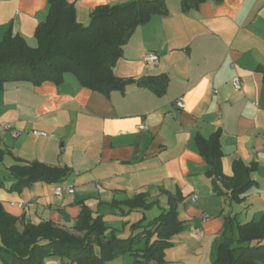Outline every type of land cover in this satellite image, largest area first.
I'll return each instance as SVG.
<instances>
[{"label": "crops", "instance_id": "crops-1", "mask_svg": "<svg viewBox=\"0 0 264 264\" xmlns=\"http://www.w3.org/2000/svg\"><path fill=\"white\" fill-rule=\"evenodd\" d=\"M73 1L78 22L86 25L96 6L130 0ZM167 8L166 15L136 29L114 66L122 78L166 75L162 94L133 82L105 95L82 86L72 73L60 84L7 82L0 89V201L20 229L50 220L72 230L86 205L126 237L133 223L160 212L159 206L130 209L128 199L144 193L147 202L166 206L163 190L180 191L179 218L187 227L175 241L194 249L195 264H211L226 216L257 221L264 215V0H200L187 11L182 0H167ZM48 11L49 0H0V42L11 29L37 46L35 29ZM149 52L159 54L158 64L144 61ZM180 97L183 108L176 105ZM143 122L148 128L138 130ZM14 130L21 134L14 136ZM217 130L226 177L235 175L236 162L256 167L254 184L239 200L232 199L231 184L219 182L223 191L216 192L205 173L197 137ZM33 161L71 168L62 183L74 184L75 192L56 195L60 183L45 181L10 189L15 180L9 168ZM170 251L169 264H188L187 256ZM44 264L77 263L47 257Z\"/></svg>", "mask_w": 264, "mask_h": 264}, {"label": "trees", "instance_id": "trees-1", "mask_svg": "<svg viewBox=\"0 0 264 264\" xmlns=\"http://www.w3.org/2000/svg\"><path fill=\"white\" fill-rule=\"evenodd\" d=\"M198 1L182 0L183 10ZM167 13V0L101 4L91 12L88 25H83L77 20L75 1L49 0L48 15L35 29L37 46H30L11 29L0 42V89L7 82L60 84L66 73H72L82 86L105 95L123 90L133 82L153 85L162 94L168 83L166 75L122 78L114 73V66L136 29L153 16ZM220 137L221 130L209 138L197 137L198 149L206 163L205 173L212 179L216 192L223 191L219 182L224 186L231 184L232 199L239 200V195L254 184L251 173L256 167L236 162L235 175L226 177L222 172ZM2 155L0 149V158ZM9 170L15 180L10 189L15 191H22L36 181L62 183L71 172L68 166H50L40 161L15 164ZM163 194L166 206L160 200L147 202L144 193L126 201L130 209L160 208L153 218L133 223L126 237L117 234L101 214L95 215L86 205L71 227L74 232L50 220L28 222L20 229L19 219L0 201V260L4 264H44L47 257H60L77 264H108L130 254L134 258L132 264H169L167 249L187 224L179 218V203L184 198L180 191L163 190ZM211 264H264V215L245 223L238 222L236 216H226L213 246Z\"/></svg>", "mask_w": 264, "mask_h": 264}, {"label": "built area", "instance_id": "built-area-1", "mask_svg": "<svg viewBox=\"0 0 264 264\" xmlns=\"http://www.w3.org/2000/svg\"><path fill=\"white\" fill-rule=\"evenodd\" d=\"M144 61L148 62V63H152V64H158L159 63V60H160V56L158 53H155V52H149L147 54L144 55L143 57ZM233 85L235 87V89H241L242 87V81H241V78L240 76L236 75L233 77ZM176 105L179 107V108H183L185 106L184 104V100L183 98H178L176 100ZM6 127H8V125H5ZM148 128V125L146 123H140L138 124L137 126V129L138 130H146ZM34 133L35 134H39V135H47L46 132H43V131H38V130H34ZM13 134L14 136H19L21 134L20 131L18 130H14L13 131ZM264 136V134H263ZM75 192V186L74 184H64V183H60V184H57L54 188V193L56 195H64V194H72ZM210 218L209 214H204L203 216V219L204 220H208ZM194 233L199 236V237H202L204 235V231L202 228L200 227H196L194 228Z\"/></svg>", "mask_w": 264, "mask_h": 264}, {"label": "rangeland", "instance_id": "rangeland-1", "mask_svg": "<svg viewBox=\"0 0 264 264\" xmlns=\"http://www.w3.org/2000/svg\"><path fill=\"white\" fill-rule=\"evenodd\" d=\"M86 25H88V24H86ZM251 219H252V216L246 217L245 214H238V217H237V221L240 222V223H245V222H247L248 220H251ZM71 232H74V231L71 230ZM182 233H183V231L178 233V234H176L175 236H177V237L178 236H182ZM175 236L173 237V246L169 248V249H171L170 255L172 254L173 251H176V252L179 251V254H182L183 256H187L188 264H195L194 251H193L194 249L191 246H189L188 243H187V249H184V245H182V244L178 243L177 241H175V238H176ZM130 257H131L130 254H124V255H121V256L117 257L115 260L118 263L127 264V263H129ZM131 260L132 259H130V261Z\"/></svg>", "mask_w": 264, "mask_h": 264}]
</instances>
